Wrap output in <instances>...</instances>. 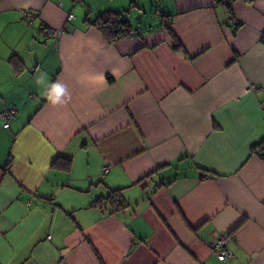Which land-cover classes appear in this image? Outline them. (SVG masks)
<instances>
[{
	"label": "crops",
	"instance_id": "obj_1",
	"mask_svg": "<svg viewBox=\"0 0 264 264\" xmlns=\"http://www.w3.org/2000/svg\"><path fill=\"white\" fill-rule=\"evenodd\" d=\"M104 10L132 36L109 44ZM262 35L264 0H0V264H264Z\"/></svg>",
	"mask_w": 264,
	"mask_h": 264
},
{
	"label": "trees",
	"instance_id": "obj_2",
	"mask_svg": "<svg viewBox=\"0 0 264 264\" xmlns=\"http://www.w3.org/2000/svg\"><path fill=\"white\" fill-rule=\"evenodd\" d=\"M218 3H221L220 0H216ZM230 10L231 5H226ZM231 13V11H229ZM127 11H113V10H104L96 15L94 19H89L86 17V21L89 25H92L99 29L104 39L109 43L113 44L116 41L122 38H129L133 34V28L127 19ZM166 20L163 22V26L166 29L167 33L171 37L173 44L172 47L175 51L183 49L181 42L178 40L177 36L174 34L170 24L168 23L169 18L164 16ZM45 25V24H41ZM40 25V27H41ZM236 26H240L241 22H236ZM46 26V25H45ZM39 27V31L40 28ZM47 27V26H46ZM48 28V27H47ZM261 43L264 44V35L261 37ZM259 144H264V141H261ZM261 146V145H260ZM261 156L264 157V146H261L260 151ZM12 157L9 156L7 159L6 166L10 167ZM51 167L56 170L69 171L71 168V158L58 156L52 162ZM207 174H202L201 177H205ZM148 177V176H147ZM143 180V178L141 179ZM124 188L110 189L107 194L97 197L94 201L91 202L90 206L103 208L109 206L110 213L114 214L122 208H125L128 203L123 195ZM218 258V257H217ZM219 260V259H218ZM226 260V259H224ZM220 260V261H224Z\"/></svg>",
	"mask_w": 264,
	"mask_h": 264
},
{
	"label": "built area",
	"instance_id": "obj_3",
	"mask_svg": "<svg viewBox=\"0 0 264 264\" xmlns=\"http://www.w3.org/2000/svg\"><path fill=\"white\" fill-rule=\"evenodd\" d=\"M233 0H220L221 4L231 5ZM72 14H68V19L72 18ZM23 18L29 23L35 18L33 13L25 11L23 12ZM40 32L44 34L45 37L55 38L63 33V29H52L47 28L45 25H41ZM16 114L15 108H6L0 112V118L4 119L6 122L3 125L5 128L8 127V119ZM110 168L109 165H106L103 168V173L107 172ZM228 238L226 236H222L214 239L213 241L208 243L211 251L218 257L219 260H224L232 257L231 251L227 247Z\"/></svg>",
	"mask_w": 264,
	"mask_h": 264
},
{
	"label": "clouds",
	"instance_id": "obj_4",
	"mask_svg": "<svg viewBox=\"0 0 264 264\" xmlns=\"http://www.w3.org/2000/svg\"><path fill=\"white\" fill-rule=\"evenodd\" d=\"M40 82H42V78L38 80V83ZM64 97L67 98L64 99ZM47 98L52 104H66L71 99V94L67 92L65 86L57 83L52 87Z\"/></svg>",
	"mask_w": 264,
	"mask_h": 264
},
{
	"label": "rangeland",
	"instance_id": "obj_5",
	"mask_svg": "<svg viewBox=\"0 0 264 264\" xmlns=\"http://www.w3.org/2000/svg\"><path fill=\"white\" fill-rule=\"evenodd\" d=\"M130 6V5H129ZM129 6H128V8H129ZM150 8L152 9V10H154V7H152V6H150ZM131 17H132V15H130Z\"/></svg>",
	"mask_w": 264,
	"mask_h": 264
}]
</instances>
